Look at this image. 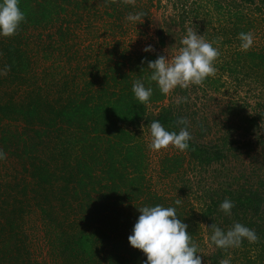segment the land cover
Returning <instances> with one entry per match:
<instances>
[{
  "label": "trees",
  "instance_id": "1",
  "mask_svg": "<svg viewBox=\"0 0 264 264\" xmlns=\"http://www.w3.org/2000/svg\"><path fill=\"white\" fill-rule=\"evenodd\" d=\"M238 2L233 12L232 5L225 11L232 20L230 36L241 43L238 34L255 28L256 22L243 9L256 0ZM19 7L24 22L14 36L0 37V69L9 66L0 76V149L16 164L9 176L0 173V264H37L24 227L31 209L38 211L61 264H144L146 257L127 238L138 209L156 204L175 207L196 244L198 222L206 227L218 223L222 229L239 222L255 230L258 240H244L228 259L231 264H264V158L248 168L260 177L245 174L246 164L237 166L236 173L225 164L229 156H240L235 151L264 147V105L255 116L236 111L237 123L229 129L238 133L237 139L201 143L191 137L187 150L159 160L164 178L177 175L184 163L215 165L216 172L224 173L223 184L203 187L204 207L195 215L187 196L166 198L146 185L142 124L159 120L178 132L177 119L185 117L195 130L196 125L200 131L210 129L186 103L148 113L149 106L166 98L147 69L148 61L162 54L128 53L117 36L133 24L125 19L130 12H143L136 23L145 22L151 2L20 0ZM215 8L223 13L219 4ZM218 70L238 88L254 84L264 92V50L236 48ZM137 79L153 89L147 104L133 96ZM217 82L208 77L203 83L222 86ZM225 199L234 202L231 215L220 209Z\"/></svg>",
  "mask_w": 264,
  "mask_h": 264
},
{
  "label": "rangeland",
  "instance_id": "2",
  "mask_svg": "<svg viewBox=\"0 0 264 264\" xmlns=\"http://www.w3.org/2000/svg\"><path fill=\"white\" fill-rule=\"evenodd\" d=\"M136 1L142 4L150 1V14L145 22L137 23V25H125L123 34L117 36L128 53H144V47L151 45L153 51L147 53L157 52L166 58L167 56L171 57L177 54L179 48L182 47L181 40L189 28H193L197 34L203 35V38L211 42L219 51V56L215 61V75L210 77L217 79V83L222 86L215 88L216 85L210 86L203 83L199 86L190 85L187 88L177 87L166 94L162 104L149 106L148 113L156 115L162 105L178 106L179 103H186L191 111L196 110L197 114H200V118L206 119L210 126V129L208 127L200 131L196 125L195 130V125L193 124L192 126L193 121L190 120L188 127L192 139L196 138L201 143H216L217 139H222L221 137H227V142L237 139L235 137H237L238 133L229 129L234 128V124L237 123L238 115H236V111L243 116H255L262 109V105H264V92H260L261 88L254 84L249 87L245 83L238 88L235 82L228 77L227 73L218 70L220 62L229 60L230 54L234 52V49L239 48L242 50L240 47L241 43H237V39L230 36L232 20L225 11L227 6L232 5L231 11L233 12L235 10L234 5L239 3L238 0ZM215 3L221 6L223 13H218ZM257 7L259 11L256 10ZM243 13L247 15L246 18L248 19H256L255 28L248 31L253 36V44L248 49L264 50V0H256V4L247 5L243 9ZM105 38H107L106 41L109 40L107 34ZM161 38L163 39V44L160 42ZM227 39L229 40L226 42ZM200 120L203 122V119ZM139 133L146 147L148 166L146 170V185H148L149 190L166 198L181 196L185 200V196H187L188 207L193 208L195 215H198L201 210L200 207H204L205 200L201 196L203 187L210 186L214 189L218 184H223L226 180V177L223 176L224 173L216 172L215 165L200 168L194 164L187 165V163H184L183 169L177 175L164 178L158 171L159 160L164 156L179 154V150L171 145L166 149H152L150 146L149 125L142 124ZM252 140H254V137H252ZM234 153L240 156L236 159H232L229 156L225 164L236 173L238 172L237 166L246 164L248 169L252 163L263 159L264 147L257 146L250 152L240 150ZM14 166H16L15 162L4 159L0 161V173L4 172L3 176H9ZM249 169L247 172L244 171L245 174L249 173L252 176H257V172L256 174L250 173ZM239 173L237 174L239 175ZM260 176L261 174L257 177ZM198 226L199 241L197 245L202 264H220L222 259H228L232 253V248L225 250L213 247L210 242L211 230L206 229L204 227L205 224L202 222H198ZM24 227L28 235L32 259L37 264H61L57 257V248L53 247L52 241L47 238L48 232L40 221L37 210L31 209L29 211L24 221ZM223 229L225 231L228 230L226 227ZM238 250L242 251L243 248ZM238 250H236L237 256L240 255ZM218 252L224 256H217ZM212 256L217 258V262H213Z\"/></svg>",
  "mask_w": 264,
  "mask_h": 264
},
{
  "label": "clouds",
  "instance_id": "3",
  "mask_svg": "<svg viewBox=\"0 0 264 264\" xmlns=\"http://www.w3.org/2000/svg\"><path fill=\"white\" fill-rule=\"evenodd\" d=\"M20 0H0V37L14 36L19 26L25 20V14L19 7ZM143 12L129 13L125 19L135 25L144 17ZM241 41L240 47L247 50L253 44L250 32L238 34ZM182 47L178 53L167 58L158 56L153 61H148L147 69L150 70L149 80L156 83L160 92L168 94L177 87L187 88L190 85H202L206 78L215 75V61L219 51L213 44L206 41L203 35L189 28L181 40ZM144 52H151V45H146ZM143 62V61H142ZM9 66L0 69V76L6 75ZM132 92L140 104H147L153 93L151 87H145L142 80L133 82ZM179 131L167 130L159 120H153L150 125L151 148L154 150L166 149L169 145L179 151L189 148L191 134L187 128L188 121L185 117L177 119ZM6 154L0 149V161ZM181 203L178 198L176 205ZM234 202L225 199L220 204V209L225 215H231ZM139 216L128 236V244L133 249L144 254V264H202L201 255L198 254L197 244L192 240V235L187 231L188 225L177 216L175 207H165L159 204L145 205L138 209ZM211 230L210 242L216 248H238L244 240L256 242L258 236L255 230L236 222L228 230L215 224L204 226ZM220 264H231V260L222 259Z\"/></svg>",
  "mask_w": 264,
  "mask_h": 264
}]
</instances>
